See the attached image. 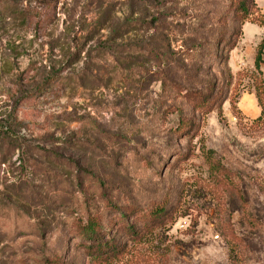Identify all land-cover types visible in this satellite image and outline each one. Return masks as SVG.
<instances>
[{
    "label": "rangeland",
    "instance_id": "374dc122",
    "mask_svg": "<svg viewBox=\"0 0 264 264\" xmlns=\"http://www.w3.org/2000/svg\"><path fill=\"white\" fill-rule=\"evenodd\" d=\"M46 1L0 0V264H233L228 226L264 264V25L203 57L235 0ZM120 207L149 234L94 256L79 223Z\"/></svg>",
    "mask_w": 264,
    "mask_h": 264
},
{
    "label": "trees",
    "instance_id": "16d2710c",
    "mask_svg": "<svg viewBox=\"0 0 264 264\" xmlns=\"http://www.w3.org/2000/svg\"><path fill=\"white\" fill-rule=\"evenodd\" d=\"M48 1V0H47ZM46 1V2H47ZM236 2H232V6L234 5V10L235 12L238 11L239 14L233 16L232 18V23L230 25H226L225 30L223 32H220L218 35L216 34H210L209 32H205L202 28L198 29V34L196 35L198 38H201L205 40V43L203 44L204 52L202 53L201 56L206 57L208 54L209 47L211 48L213 45V41L216 39L215 43V48L216 52L218 55L220 54H225L229 51H231L235 45H236V38L233 35H237L240 31V25L245 21V20H250L251 22H256L261 25H264V14H262L259 9L257 8L255 4V0H235ZM56 6V3L54 0H49L48 1V6ZM193 46V45H190ZM195 48L199 46H193ZM264 45L261 44L258 49V53L255 58V65L257 68H260L261 63L263 62L262 58V51H263ZM194 48H187L185 50L186 52L192 53ZM229 54L226 55L228 59ZM56 76L49 77L47 79L46 83H51L54 81ZM166 82L176 84L173 80L171 81L170 78ZM179 85V84H176ZM190 89L187 91V95L189 96ZM195 92V96L198 98H202V95H199ZM190 97V96H189ZM211 97V94H208L204 96L202 99L199 101L204 100V104L207 102V100ZM195 99V97H194ZM205 106V105H203ZM189 124H185L183 127H188ZM3 144L5 145L6 148L10 149L12 147H17L20 146L23 143L22 138L18 136H13V135H7L3 134L2 140ZM8 156L4 155L0 159V163L5 164L8 161ZM31 165H33L30 162ZM29 165V164H28ZM113 204V203H111ZM134 211V210H133ZM159 213L165 211V207L161 208L158 210ZM133 213V212H132ZM137 213L134 214H128L127 213V208L124 209L120 207L117 211V214L115 216L116 219V226L118 225L119 221L121 220L122 224L119 225V229L117 230V233H108V227L111 225L110 223L106 224L104 222L103 217L101 216H91L89 217L88 221L84 224L78 225L79 230V235L82 236V242H87V243H82V244H87L84 245V247H87L91 249L93 252L92 254L94 256H105L107 259L110 258L113 255H118L121 251L124 250L125 248V240L128 231H134L132 234L136 237L142 238L143 236H146L149 234V228L150 226H147L146 228H138L134 222L136 218ZM114 218V217H113ZM253 218V217H251ZM250 218V219H251ZM124 222V223H123ZM250 225L251 226H256L257 223L255 220H250ZM153 227V226H152ZM231 229V230H230ZM124 232V235H121L119 232ZM224 234L227 235V241L230 246V253L229 257L231 259V262L233 264H239L242 260L246 261L244 259V256L246 255V250L245 248L248 245L243 239L244 237L238 236L233 233L231 226H228V228L224 231ZM11 237V236H10ZM40 238L45 239L43 232L40 235ZM46 248L43 251V254L45 255L41 262L39 261L38 264H64L66 262L62 258V254L59 253L58 251L55 252L54 259L47 256L45 253ZM56 260V261H55ZM70 264V263H69Z\"/></svg>",
    "mask_w": 264,
    "mask_h": 264
}]
</instances>
